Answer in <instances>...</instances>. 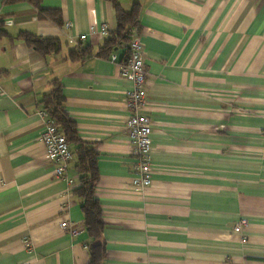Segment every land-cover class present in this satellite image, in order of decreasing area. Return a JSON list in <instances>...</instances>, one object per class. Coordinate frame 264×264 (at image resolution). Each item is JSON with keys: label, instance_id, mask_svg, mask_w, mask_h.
Returning a JSON list of instances; mask_svg holds the SVG:
<instances>
[{"label": "crops", "instance_id": "0c3cea01", "mask_svg": "<svg viewBox=\"0 0 264 264\" xmlns=\"http://www.w3.org/2000/svg\"><path fill=\"white\" fill-rule=\"evenodd\" d=\"M121 4L139 5L136 30L146 50L144 113L153 122L146 189L134 185L125 127L133 86L121 73L128 48L97 55L116 28L113 5L43 0V9L59 10V27L28 1L0 0V264L91 259L75 194L76 156L67 170L71 189L55 177L40 140L41 101L53 80L62 84L79 137L99 155L103 264H264V0ZM22 33L57 38L60 50L43 56ZM84 49L88 57H70ZM63 221L75 222L79 233L63 230Z\"/></svg>", "mask_w": 264, "mask_h": 264}, {"label": "trees", "instance_id": "16d2710c", "mask_svg": "<svg viewBox=\"0 0 264 264\" xmlns=\"http://www.w3.org/2000/svg\"><path fill=\"white\" fill-rule=\"evenodd\" d=\"M8 3L28 1L32 3L39 12V17L52 21L61 27L62 17L59 10H48L42 8L43 0H6ZM113 5L116 28L108 33L104 45L98 52V57L106 58L121 47L128 48L130 40L137 31L139 24L140 9L138 4H134L130 10H126L121 0H104ZM4 34L0 28V35ZM22 38L26 44L35 49L43 56L56 53L60 50V40L57 38H46L29 33H22ZM90 55L88 49L72 51L70 57L81 60ZM127 60V59H126ZM126 61H122L125 64ZM52 90L44 95L41 104L43 109L55 120L58 128L66 136L68 143L74 146L73 154L77 159L78 186L75 190L76 196L82 200V211L86 229L92 239L88 245L91 256L89 264H103L106 258V244L103 240L105 223L99 200L96 197V187L99 178L98 152L92 144L81 139L77 132L75 121L70 117L65 108V98L62 84L58 80L52 81Z\"/></svg>", "mask_w": 264, "mask_h": 264}, {"label": "built area", "instance_id": "2783aa9c", "mask_svg": "<svg viewBox=\"0 0 264 264\" xmlns=\"http://www.w3.org/2000/svg\"><path fill=\"white\" fill-rule=\"evenodd\" d=\"M67 28L71 23H66ZM104 34L107 29H104ZM80 40L86 38L85 35L79 36ZM73 39L71 38L70 41ZM146 50L140 34L135 31L130 43L129 54L125 64L121 66L122 76L127 78L133 84L132 89L127 94V103L129 107V117L125 122L126 132L133 146V154L136 158L137 176L134 179V185L141 189H146L152 183V135L153 122L148 115L144 113L147 97V71L145 69ZM116 59L115 56L112 57ZM39 115L44 120V129L40 135V140L46 148L48 161L54 165V175L57 178L68 181L71 189H74L75 182L67 176V170L74 159L71 146L66 136L58 128L55 120L42 109ZM246 224L242 221L236 227V232L241 231V227ZM63 230L71 235H77L79 230L76 223L72 221H63L60 224Z\"/></svg>", "mask_w": 264, "mask_h": 264}]
</instances>
